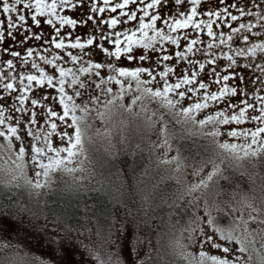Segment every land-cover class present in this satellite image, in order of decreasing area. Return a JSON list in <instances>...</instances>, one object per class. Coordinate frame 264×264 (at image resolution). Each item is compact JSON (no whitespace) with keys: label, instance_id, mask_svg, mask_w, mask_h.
Listing matches in <instances>:
<instances>
[{"label":"snow or ice","instance_id":"6c2138e0","mask_svg":"<svg viewBox=\"0 0 264 264\" xmlns=\"http://www.w3.org/2000/svg\"><path fill=\"white\" fill-rule=\"evenodd\" d=\"M167 2L0 0V53L11 57L2 61L9 71L0 68V139L10 154L0 171L11 175L0 195L9 204L13 187L39 194L51 189L58 174L75 179L83 173L87 129L96 120L107 126L122 112L144 117L145 128L157 136L150 147L163 153L160 164L175 165L177 172L187 165L179 147L169 158L176 140L170 124L210 140L221 162L264 159V62H251L258 53L264 56V0H174L175 15L164 17ZM66 9L78 19L62 14ZM132 21H138L137 28L123 27ZM78 25L91 29L85 38L73 31ZM6 40L11 44L4 46ZM97 135L110 137L111 129H98ZM207 163L193 164L196 179L178 196L190 197L184 207L170 205L191 213L190 238L199 252L184 258L188 264H264V197L257 202L232 192L220 201L225 194L220 182L230 186L232 177L214 161L205 175ZM201 201L204 213L198 216ZM214 211L229 218L227 226ZM110 217L103 206L95 221L73 214V224L58 215L39 237V245L47 247L42 255L50 259L34 255L18 264H93L83 261L85 252L95 264H151L147 251H140L144 238L136 234L135 218L117 223ZM74 232L90 241L79 245L80 262L65 259ZM97 245L116 247V258ZM149 246L144 240L145 249ZM121 247L126 259L119 256Z\"/></svg>","mask_w":264,"mask_h":264},{"label":"trees","instance_id":"16d2710c","mask_svg":"<svg viewBox=\"0 0 264 264\" xmlns=\"http://www.w3.org/2000/svg\"><path fill=\"white\" fill-rule=\"evenodd\" d=\"M193 135L183 139V142L187 143L184 151H188V155L199 158L198 149L201 148L196 141L202 138ZM140 142H134L136 145L128 143V146L123 144L119 146L120 149L117 152H114L115 154L111 153L108 156L104 165L110 174L109 186L102 190H90V192L75 190L69 194L44 195L29 193L23 186L19 189L13 187L11 191L14 195L11 204L0 195V264H18L31 259L34 255L42 259H50L42 255L47 250L46 245H39V237L44 235L45 224H50L58 215L67 217L71 223L75 224L76 221L71 219L73 214L80 221H83L85 217L95 221L100 214L101 206L110 211V218L117 223L123 222L126 216L129 220H132L131 217H140L138 220L151 221L152 224L148 226L146 232L138 228L136 234L149 240L150 233L159 242V246L170 253V263L178 264L179 259L172 251L170 238L178 224L184 223L188 217H191V213L181 214L170 205L175 202L183 208L188 198H177L175 195L179 188L177 180L170 176L164 177L165 167L157 161L150 145H147L148 143L144 140ZM98 169L100 168L96 167V172ZM261 170L264 171V161ZM249 174L237 167H228L225 175L232 177L233 182L229 186L221 181V187L224 192L240 188L250 189L252 183L256 185L259 182V177L257 179ZM4 183L5 181L0 177V193L4 191ZM156 185L165 187L164 192L171 191L167 201L159 199L160 196L155 194L150 196L147 193V190L154 189ZM177 186V190L174 191ZM5 233H7V239L4 238ZM125 235H128L127 231ZM69 239L71 241L68 245L69 254L65 259L80 262V252L84 249L79 248V245L90 244V241L86 234L78 235L75 232ZM6 244L9 245L7 248L4 247ZM110 248L112 246L102 249L106 252ZM120 250L126 256V248L121 247ZM89 260H92L91 256L85 252L83 261Z\"/></svg>","mask_w":264,"mask_h":264},{"label":"rangeland","instance_id":"374dc122","mask_svg":"<svg viewBox=\"0 0 264 264\" xmlns=\"http://www.w3.org/2000/svg\"><path fill=\"white\" fill-rule=\"evenodd\" d=\"M229 2H232V0H229ZM101 3H102V0H101ZM177 8L178 6L174 3V0H168L167 4L165 5V10L161 14L164 17H171L175 15ZM62 14L72 15L74 18L78 19L77 14L72 12V10L70 9L64 10V13ZM117 14H111V15H117ZM105 15L107 16L109 14L106 13ZM138 16H142V13H138ZM145 20L147 22V18H145ZM234 26H238V25L234 24ZM43 27L45 29L48 28L47 25H44ZM123 27L124 28H127V27L137 28L138 21H132L128 25H125ZM158 27H165V26L161 24L160 22H158ZM68 28L69 26H65V30H68ZM118 28H121V26H118ZM165 30L167 31L166 27H165ZM73 31L79 32L82 38H85L87 32L91 31V29H83L78 25L77 29ZM184 31L185 30H180V34L183 35ZM187 31L191 32L192 30L188 29ZM224 31L225 32L228 31L226 26L224 27ZM47 34L48 32L45 31V35ZM149 34L152 35L151 32ZM204 38L208 39L206 36ZM250 39L255 40L257 42L259 40V38H250ZM10 44H11V41L6 40L4 42V46H8ZM204 46L205 45H199V47H204ZM13 47H15V45H13ZM166 47H168V45H166ZM171 47L174 48L175 46H171ZM224 51H227V49L224 48ZM23 54H26V53H23ZM5 58H11V57H9L6 53H0V68H3L4 71H9L7 69V66L2 63L3 59ZM14 62L18 63V61H14ZM243 62H248V61H243ZM251 62L254 64L264 62V56L258 53L257 57ZM68 66H71V65H68ZM21 68H23V66H21ZM24 70L34 71L31 69H24ZM15 71L16 69L11 70L12 74H14ZM249 73H251V69H249ZM249 87H251V85H249ZM0 94H3L2 89H0ZM129 102H130V98H126L125 103H129ZM136 111H139V109L137 108ZM98 129L101 132L111 129V136L106 138L103 135H97ZM170 130H173L176 133V140L173 144V151L169 154V158L171 156L176 155L175 149L179 147L180 154H181V163L187 165V169L181 170L180 172H177L175 170V165H170V166L163 165L165 167L164 177L166 176L173 177L175 180H177V183L179 184V188L177 186L175 187V190H174L176 191L178 188V191L175 194L177 198L184 191L186 184L192 183L196 179L192 175L193 164L195 163L199 165L201 162H208L207 166L204 169V174L206 175L207 172L211 170L212 161H214L217 164H221V166L224 168L225 173L228 167L233 166V167H237L241 170L246 171L248 174L250 173L251 176L253 175L257 179L259 177V182L256 185L252 183L251 187H249L250 189L240 188V189H234L231 192H224L225 194L219 197L220 201H228L230 194L232 192H236L238 194H247L249 197H255L257 202H259V200L262 197H264V184H263L264 171L261 170L264 159H261L259 161H252V160L233 161L230 159H224L223 162H221V160L216 156V150L214 146L212 145L211 141L204 137H201L202 139L200 141H196L200 145V148H201V149H198L200 151L199 152L200 157L196 158L194 156L188 155L189 153L188 151H184V148H187L186 147L187 143L183 142V139L185 140L187 136L189 137L194 136L193 134L195 133L190 135L180 126L174 125V124H170ZM195 135L199 136L197 134ZM89 137H91L90 140H89ZM156 139H157L156 133L145 128L143 116L138 118L135 116H130L128 113H124V112L117 113L112 117L111 121L108 123L107 126H105V124H103L99 120H96L93 123L92 127L88 128L85 133V150L87 154V160H85L83 163V168H84L83 173H77L75 179H73V177L71 176L58 174L55 177L56 183L52 185L51 189H44L40 193L44 195H49V194H54V193L69 194L75 190H78V191L86 190L88 192H90V190H97V191L102 190L105 187L109 186L110 174L108 172L109 170H107L104 164L106 163L107 158L109 155H111V153L117 152L120 149L119 146L123 144H125L126 146L129 145L128 143L136 145V143L134 144V142H138V141L142 142V140H144L148 143V144L146 143L147 145H150V143L156 141ZM0 144L4 145V147H0V163H3V161L6 160L10 154L7 152L6 141H3L2 139H0ZM154 153L156 155L157 161L159 162L160 157L163 154L162 151L160 152L154 151ZM96 167L100 168L98 169L99 173L96 172ZM118 171H119V168H118ZM260 171H262L261 174H260ZM29 175H31L30 170H29ZM0 177L5 182L11 180V175L3 171H0ZM247 183L248 182H246V184ZM164 190H165V187L156 185L154 189L151 188L149 191L147 190V193L150 196H152V194H155L158 197L160 196L159 199H165L167 201L168 195L170 196L171 191L167 190L164 192ZM165 194L167 196H165ZM187 198L190 199V197H187ZM203 213H204V206H203V201H201L200 206H199V211L196 212V215L202 216ZM213 214L217 216L218 222L220 223L221 226L228 225L229 218H222V214L216 213L215 211L213 212ZM131 218L132 219L135 218L136 224L139 225V228L144 229L145 232L148 230V226L152 224V222L149 220H146L147 221L146 224H145V220H138V218L140 217H131ZM191 219L192 217H188V219L184 223L180 225L178 224V226L175 228L170 238L171 239L170 244L172 247V251L174 255L179 259L178 264H188V260L185 259L184 257L189 253L198 255V252H199L198 242L190 238L189 229L192 227L190 223ZM251 227L255 228L256 225H251ZM148 237L150 241V246L147 249H145L144 240H147V238L145 237V239L142 240L140 243V251L141 252L147 251V253L151 257V264H171L170 263L171 262L170 253L166 249L160 247L159 242L155 240L150 233L148 234ZM179 245H183V248H181ZM96 247L100 250L101 253H106V252L111 253L113 254V259L116 258V254L118 252V249L116 247L112 246V248L108 249L106 252L102 248H100L98 245ZM205 247L207 249V245ZM257 247H259V238H258ZM209 251L215 252V250H212V249H209ZM216 254H219V253H216ZM119 256L124 257L126 259V256L123 255L120 249H119ZM91 259L95 262L94 257L91 256Z\"/></svg>","mask_w":264,"mask_h":264},{"label":"flooded vegetation","instance_id":"af4514ba","mask_svg":"<svg viewBox=\"0 0 264 264\" xmlns=\"http://www.w3.org/2000/svg\"><path fill=\"white\" fill-rule=\"evenodd\" d=\"M93 264H95V262H93Z\"/></svg>","mask_w":264,"mask_h":264}]
</instances>
